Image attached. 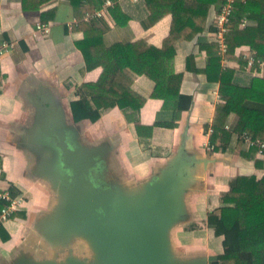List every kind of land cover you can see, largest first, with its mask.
<instances>
[{
	"label": "crops",
	"instance_id": "1",
	"mask_svg": "<svg viewBox=\"0 0 264 264\" xmlns=\"http://www.w3.org/2000/svg\"><path fill=\"white\" fill-rule=\"evenodd\" d=\"M118 4L129 18L127 24H116L110 15L98 19L107 26L106 47L144 41L163 48L171 35L172 14L151 23L145 0ZM220 7L221 2L211 6L203 30L192 39L170 46L176 53L173 72L182 77L180 94L190 98L188 108L153 98L155 82L126 69L132 90L145 104L139 112L117 105L102 109L93 123L75 122L71 109L81 99L82 86L97 83L103 73L101 67L86 69L79 47L85 39L79 24L92 14L78 20L68 0H0V43H15L0 59V190L24 200L0 226V264H89L93 259L86 238L54 234L66 205L61 186L71 172L64 168L60 145L76 157L93 160L85 171L94 188L123 196L129 207L138 206L161 185L182 155L185 165L172 194L177 208L167 235L168 262H219L224 236L217 235L209 218L221 216L222 199L237 177L264 175V156L235 132L236 114L225 122L230 134L226 149H207L206 129L212 131L217 107L223 103L220 74H208L216 43L212 28ZM251 7L259 13V7ZM38 23L50 26V33L37 36ZM256 25L248 20L245 27ZM191 33L192 27H187L182 36ZM242 43L233 57L222 56L220 71H233L235 84L249 87L254 79H264V62L258 70L251 65L256 50ZM223 144L219 140L217 147Z\"/></svg>",
	"mask_w": 264,
	"mask_h": 264
},
{
	"label": "trees",
	"instance_id": "2",
	"mask_svg": "<svg viewBox=\"0 0 264 264\" xmlns=\"http://www.w3.org/2000/svg\"><path fill=\"white\" fill-rule=\"evenodd\" d=\"M68 1L78 20H83L82 17L101 10L106 0ZM111 1L115 3L109 10L111 19L119 25L127 24L129 18L123 13L118 0ZM145 1L151 13V23L168 13L173 16L171 35L161 49L144 41L106 47L103 36L107 26L101 20L93 19L90 23L83 21L79 24L78 28L85 33L84 42L79 47L86 61V69L101 67L103 73L97 83L83 85L81 99L71 104L75 122L89 120L95 123L101 118L102 109L116 105L135 112L141 110L145 99L132 90L133 80L124 73L126 69L146 75L155 82L153 98L162 99L167 105L174 103L175 108L189 107L190 98L180 94L182 77L173 72L176 53L170 46L179 39H192L196 32L202 31L211 6L218 2L222 6L225 0ZM244 2L238 1L231 18L226 37L227 56L233 57L236 48L242 42H248L256 50L254 67L258 70L259 62H264V0ZM251 6L259 7V13H253L255 8ZM220 11L221 7L218 14ZM244 18L255 20L257 25L242 29ZM187 27H192L193 33L182 36ZM212 29L214 31L215 27ZM213 48L208 74L214 70L220 74L219 93L223 103L217 107L212 131L207 128L205 132L210 137V145L214 150L226 149L230 134L225 130V122L231 114L239 117L235 129L238 135L249 134L255 141H264V79H254L249 87L238 86L234 82L233 71L221 73L222 56L218 44L215 43ZM190 61L192 58H188V64ZM219 140L224 143L222 147H217ZM5 204L0 200V210ZM222 204L221 216L209 218L217 235L224 236V253L215 264H264V175L260 179L256 176L237 177L223 197Z\"/></svg>",
	"mask_w": 264,
	"mask_h": 264
},
{
	"label": "water",
	"instance_id": "3",
	"mask_svg": "<svg viewBox=\"0 0 264 264\" xmlns=\"http://www.w3.org/2000/svg\"><path fill=\"white\" fill-rule=\"evenodd\" d=\"M59 148L64 168L71 172L61 186L66 205L54 234L86 238L95 252L89 264H169L167 235L176 220L172 194L185 165L182 155L164 182L130 208L123 196L94 188L85 171L94 165L93 160L86 155L76 157L61 145Z\"/></svg>",
	"mask_w": 264,
	"mask_h": 264
},
{
	"label": "built area",
	"instance_id": "4",
	"mask_svg": "<svg viewBox=\"0 0 264 264\" xmlns=\"http://www.w3.org/2000/svg\"><path fill=\"white\" fill-rule=\"evenodd\" d=\"M121 0H118V2ZM133 3H139L140 0H131ZM239 0H225L223 5L221 6V11L216 15L214 19V38L216 43L219 46V52L221 56H226L228 52V44L226 41L227 34L230 30L229 25L231 23V18L236 9V5ZM115 5V3L111 0H106L104 6L101 10L95 12L90 17L86 19V22H91L93 19H103L109 16V10ZM248 24V19L244 18L241 22V26L245 27ZM50 33V26L38 23L36 26V35L39 34L48 35ZM15 47V43L10 41H3L0 43V59L4 57L6 54L11 52ZM255 59H251V65H254ZM243 140L248 143L252 147L258 148V153L260 156H264V141H255L252 138V135L244 134ZM208 150L214 151V147L210 144L207 147ZM0 200L5 201V206L2 208L0 213V226L4 223L8 222L13 214L18 211L24 200L22 198H13L10 193H5L0 190Z\"/></svg>",
	"mask_w": 264,
	"mask_h": 264
},
{
	"label": "rangeland",
	"instance_id": "5",
	"mask_svg": "<svg viewBox=\"0 0 264 264\" xmlns=\"http://www.w3.org/2000/svg\"><path fill=\"white\" fill-rule=\"evenodd\" d=\"M90 257H93V256H95V254H93V252H94V250H93V248L90 246ZM76 251V250H75ZM95 253V252H94Z\"/></svg>",
	"mask_w": 264,
	"mask_h": 264
}]
</instances>
